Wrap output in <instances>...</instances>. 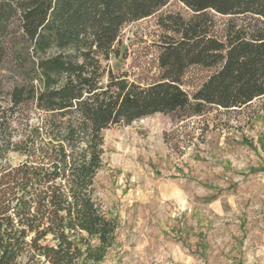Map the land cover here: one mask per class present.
Returning a JSON list of instances; mask_svg holds the SVG:
<instances>
[{
  "label": "trees",
  "instance_id": "trees-1",
  "mask_svg": "<svg viewBox=\"0 0 264 264\" xmlns=\"http://www.w3.org/2000/svg\"><path fill=\"white\" fill-rule=\"evenodd\" d=\"M170 1L0 0V264H103L120 229L97 188L105 130L264 112V0H177L156 72H115L124 27ZM197 66L213 72L190 92Z\"/></svg>",
  "mask_w": 264,
  "mask_h": 264
},
{
  "label": "rangeland",
  "instance_id": "rangeland-1",
  "mask_svg": "<svg viewBox=\"0 0 264 264\" xmlns=\"http://www.w3.org/2000/svg\"><path fill=\"white\" fill-rule=\"evenodd\" d=\"M167 13L189 11L172 0L124 27L115 72L139 81L156 72L158 19ZM212 72L191 67L184 88ZM256 105L186 120L158 113L104 131L97 188L120 229L103 264H264V112L251 116Z\"/></svg>",
  "mask_w": 264,
  "mask_h": 264
}]
</instances>
